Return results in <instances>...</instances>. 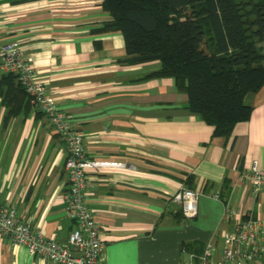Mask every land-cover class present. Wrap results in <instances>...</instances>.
<instances>
[{
    "label": "crops",
    "instance_id": "1",
    "mask_svg": "<svg viewBox=\"0 0 264 264\" xmlns=\"http://www.w3.org/2000/svg\"><path fill=\"white\" fill-rule=\"evenodd\" d=\"M102 2L0 0L2 41L20 44L84 135L87 155L123 163L89 175L88 205L105 244L102 264H200L208 243L215 247L212 264H227L224 203L264 219V189L256 197L239 182V172L253 163L264 172V87L245 98L248 121L230 138L214 136L186 108L188 95L172 78H145L159 62L130 63L123 35L98 31L111 19ZM2 92L0 207L14 208L33 230L66 243L77 226L65 199L66 146L27 98L11 91L7 107ZM182 187L202 194L193 219L172 201ZM0 264L55 263L0 236Z\"/></svg>",
    "mask_w": 264,
    "mask_h": 264
},
{
    "label": "trees",
    "instance_id": "2",
    "mask_svg": "<svg viewBox=\"0 0 264 264\" xmlns=\"http://www.w3.org/2000/svg\"><path fill=\"white\" fill-rule=\"evenodd\" d=\"M102 6L111 19L98 31L120 32L130 63L159 62L145 78H172L188 95L186 108L214 136L230 138L250 119L245 98L264 87V0H103ZM2 83L5 106L12 91L34 107L15 75L4 73Z\"/></svg>",
    "mask_w": 264,
    "mask_h": 264
},
{
    "label": "built area",
    "instance_id": "3",
    "mask_svg": "<svg viewBox=\"0 0 264 264\" xmlns=\"http://www.w3.org/2000/svg\"><path fill=\"white\" fill-rule=\"evenodd\" d=\"M0 70L17 77L30 97L31 104L47 118L53 130L61 137L67 150L65 169L68 173L69 192L65 197L67 209L72 212L76 228L68 242L59 243L33 230L30 222L17 216L12 207H0V236L9 237L13 245L24 246L33 254L55 264H102L105 244L98 224L88 205L89 175L104 168H120L123 163L100 161L87 155L84 135L72 124L70 116L62 111L48 92L31 59L18 42H3L0 35ZM239 182L250 185L253 194L264 189V172L255 163L239 172ZM202 194L182 187L172 198L186 219L198 215V202ZM214 198L224 199L220 194ZM226 202V201H225ZM225 204L220 235L224 241L223 260L227 264H253L264 258V219L244 214ZM215 253L208 243L200 264H212Z\"/></svg>",
    "mask_w": 264,
    "mask_h": 264
},
{
    "label": "rangeland",
    "instance_id": "4",
    "mask_svg": "<svg viewBox=\"0 0 264 264\" xmlns=\"http://www.w3.org/2000/svg\"><path fill=\"white\" fill-rule=\"evenodd\" d=\"M262 48H263V50H264V44L262 45Z\"/></svg>",
    "mask_w": 264,
    "mask_h": 264
}]
</instances>
